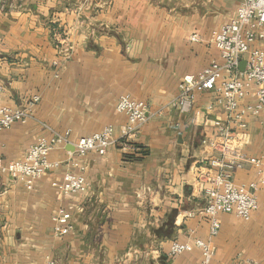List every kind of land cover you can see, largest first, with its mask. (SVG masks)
Instances as JSON below:
<instances>
[{"label":"crops","instance_id":"obj_1","mask_svg":"<svg viewBox=\"0 0 264 264\" xmlns=\"http://www.w3.org/2000/svg\"><path fill=\"white\" fill-rule=\"evenodd\" d=\"M240 3L0 0V105L22 108L40 97L34 118L0 133L4 160L22 159L50 130H70L76 140L112 126L117 140L103 156L77 157L71 145L50 154L64 162L74 155L87 166L86 194L64 197L52 186L64 167L36 181L0 173V264H199L197 248L169 255L174 241L196 238L212 240V264H264V184L252 218L221 214L214 239L202 214L207 184L197 165L225 118L220 106L209 110L217 96L197 94L188 116L170 108L184 76L221 62L212 37ZM62 28L72 47L68 58L57 46ZM123 95L147 102L151 115L128 141V118L117 111ZM245 133V154L264 159V116L249 118ZM259 179L255 166L235 174L239 185ZM61 208L72 214L75 229L58 238L52 218Z\"/></svg>","mask_w":264,"mask_h":264},{"label":"built area","instance_id":"obj_2","mask_svg":"<svg viewBox=\"0 0 264 264\" xmlns=\"http://www.w3.org/2000/svg\"><path fill=\"white\" fill-rule=\"evenodd\" d=\"M68 32L58 29L55 33L59 54L68 58L72 47L67 44ZM191 41L199 42L197 34ZM264 41V0H241L235 15L225 23L212 37V43L219 51L220 60L213 61L197 75L184 76L180 91L170 108L182 116L190 115L194 110L196 95L213 92L216 103L209 105V110L220 106L225 118L216 122L215 135L207 140L208 152L197 165L198 176L205 184L207 204L202 211L210 223V238H216L221 231V214H233L241 221H249L259 208L258 189L264 184V159L250 157L244 152L246 130L249 118L264 116V48L259 45ZM245 61L244 71L240 70ZM55 61L54 66L59 67ZM3 88L0 85V98ZM40 102L34 96L22 108H10L0 105V133L10 129L15 123L25 124L33 117V110ZM117 111L128 118V126L123 140L128 141L136 131L149 122V104L145 101L123 95L117 103ZM117 143L115 131L108 126L101 132L90 136L72 138L70 130L58 133L50 130L49 136H43L31 146L20 160L7 162L1 155L0 173L12 180L29 179L36 181L48 173L64 167L62 178L52 186L64 197L86 194L90 184L85 176L87 166L76 158H85L96 152L105 155L109 148ZM74 147V155L64 161H51L50 154L67 146ZM133 152L139 149L125 145ZM246 165L255 166L260 176L259 181L249 185H239L235 174ZM204 170V172H202ZM28 188H32L28 184ZM54 235L58 238L72 233L75 229L73 216L61 208L52 218ZM197 248L201 251L199 264H212L216 248L212 240L193 239L187 242L174 241L170 247V257H177ZM53 264V262H50ZM251 264H261L252 262Z\"/></svg>","mask_w":264,"mask_h":264},{"label":"water","instance_id":"obj_3","mask_svg":"<svg viewBox=\"0 0 264 264\" xmlns=\"http://www.w3.org/2000/svg\"><path fill=\"white\" fill-rule=\"evenodd\" d=\"M245 65H246V62L243 61V62L241 63V65H240V70H241V71H244V69H245Z\"/></svg>","mask_w":264,"mask_h":264},{"label":"trees","instance_id":"obj_4","mask_svg":"<svg viewBox=\"0 0 264 264\" xmlns=\"http://www.w3.org/2000/svg\"><path fill=\"white\" fill-rule=\"evenodd\" d=\"M137 148L141 149L140 147L137 146Z\"/></svg>","mask_w":264,"mask_h":264}]
</instances>
